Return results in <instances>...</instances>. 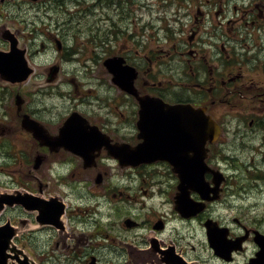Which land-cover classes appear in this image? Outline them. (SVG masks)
<instances>
[{"label": "flooded vegetation", "instance_id": "flooded-vegetation-1", "mask_svg": "<svg viewBox=\"0 0 264 264\" xmlns=\"http://www.w3.org/2000/svg\"><path fill=\"white\" fill-rule=\"evenodd\" d=\"M120 1L126 3V0ZM142 1L135 0L136 6L141 9V14H143V11H148L144 10L145 7L153 6L157 8V17L166 10L171 2L177 3L174 0H159L154 4H152L154 1L151 3ZM51 2L52 0H0V48L6 49L8 46L7 41L1 36L7 27L15 30L18 38L28 47L40 33L44 32L46 37H52V39L55 36H61L60 49L67 51L68 47L64 44L63 35H60L59 31V29L63 30L64 28L57 24L61 22V16L54 15L55 9H53ZM181 2L183 3V8L180 11L181 20L175 27L176 32L174 35L183 37L186 41V47L179 50V54H177L184 64L182 68L185 79L183 94L171 95L170 87L152 81V77L157 74L155 71L147 72V78L139 79L136 85L140 92L158 95L167 102L190 103L195 107L204 108L208 114L217 120L221 125V135L216 139H212L211 142L207 141L205 143L208 146L207 162L210 165L212 164V167L223 169L221 150L225 149L224 142L227 143V141L222 139V133H237L240 138H244L246 135L243 133L240 124L247 120V123L251 126L258 125L264 110V87L262 86L264 79L252 76L245 78L243 73L244 70L264 71V59L259 58L257 55L261 50H264V0H181ZM172 15H175V13H172ZM230 23L231 25H229ZM31 24H43V27L30 26ZM91 26H95L97 30L96 34L92 35L93 37L101 38L103 35L101 42L106 40L103 43L105 47L110 41L108 39L110 28L102 25L98 26L95 21ZM247 29L256 31V35L248 37L249 44L244 38L240 39L238 44L235 41H230L228 44L221 41L222 38L236 39L234 36L244 30L246 33H251V30ZM125 32L126 26L123 29L119 28L118 33ZM157 34L162 36L161 31H157ZM137 35L141 38L143 36L148 37V35H144L142 27L138 29ZM149 36L154 37L156 35L150 34ZM205 39L212 40L206 41ZM48 45L49 42L44 43L42 40L39 42V46H44V50ZM97 47L101 48L100 46ZM125 50V54L131 53L130 49H123V47H119L118 52L124 54ZM141 50L144 51L142 58H147L150 65H152L154 61L145 53L143 46ZM36 51H39V49H36ZM134 53L136 56V53L139 54L137 50ZM248 64L250 69L247 68ZM134 65L138 68L136 64ZM186 66L190 70H197L199 75L196 79L189 78L186 80ZM3 84L1 88L3 90L2 104L9 97V100L3 106L7 113L13 114L14 86L8 83ZM110 87L114 86L110 85ZM95 97L98 101L95 109L98 111L94 108L84 109L83 107L72 106L60 114L61 117L59 118H47L38 113V108L34 107L35 104H31L30 101L25 103L24 101L20 112L29 113L32 117L41 121L51 135H56L66 114L71 110L79 109L91 124H96L103 132L108 133L112 142H125L130 145L138 143L140 139L137 137L138 133L135 126L138 103L134 104V122H128L129 126H126L118 117H115V119L117 118L116 121L110 122V115L118 112L123 117L124 112L118 110V108L125 99H132L131 96L117 89L114 103L121 101L114 105L102 99L100 94H96ZM132 101L134 100L132 99ZM105 107L107 110L102 113V109ZM128 109L130 111V107ZM15 112L19 116L20 122V112L17 110ZM224 115H233L235 119L232 121L235 122V126L232 125V121L225 123ZM11 120L13 123L15 122L14 118ZM7 122L4 120L0 122L3 125L0 127V134H7L6 140L3 139L2 142L4 147L14 145V131L21 133L19 127L15 128L12 124L5 126ZM25 133L29 134L28 141L31 142L27 144L25 138L23 151H26L27 156L26 158L22 156L15 163L18 167L25 166V169L20 174L16 169L8 167L6 175L0 177V187L10 189L21 187L27 191L38 193L45 200L55 197L51 202H45L46 206L56 205L60 209L61 201L66 203L62 215L64 229H57L51 223L41 224L38 227L37 232L45 231V236L48 237L43 240V244L50 246L54 243L57 249L56 254L52 257L46 252L47 254L40 258V264H103L101 261L103 257L106 263L117 262L120 264H169L168 262L181 260L182 257L188 261L205 264L199 255L194 256L192 250L188 247V245L190 246L191 233L188 232L186 235V230H189L186 229V223L200 224L202 240L205 241L213 259L222 263L224 261L218 258L207 244L205 223L209 219L217 221L220 225H227L231 237L247 235L249 231V235L243 242V249L235 252L234 257L244 254V257L248 258L255 253L256 247L252 230L256 227L262 232L264 230L258 225L242 223V221H248V217H243L244 220H241L240 217L233 215L231 220H225L217 211L218 204L221 203L223 198L220 201L217 199L207 201L205 208L192 217L182 216L174 208V189L170 197L164 195L163 198H161L162 190L155 191L156 196L160 199L159 202L157 201L158 203H154H157L156 206L142 214L129 210L124 213V217L119 224L112 223L109 220L106 222L97 220L91 223L94 216L90 215L89 218L91 219H88L87 216L93 212V209L73 205L72 201L77 198L73 195L72 187L69 190L63 188V177L65 175L76 176L77 182H73L74 185H77L79 181L86 188H95L96 192L104 195L108 200L116 198L113 202L114 206H122L126 203L135 205L137 200L135 192H129L128 189H122L121 187L114 190V180L118 179L119 176L124 177L133 173L137 176L142 168H150L149 170L152 169L157 174L170 176L174 186H176L177 175L171 171L170 165L165 160L158 159L150 164H139L137 166H120L118 160L108 153L105 146L74 152L68 141L61 143L53 138H47L45 142L49 143H39L29 132L26 131ZM32 145L34 150L31 153L30 147ZM2 153L5 154V151ZM37 155L41 157V161L37 167H34ZM223 170L226 174L227 171ZM42 176L48 177L49 180L43 179ZM226 176L221 185L218 199L223 192H229V173ZM205 178L210 185L213 184L211 172H206ZM144 181L145 178L139 180L142 191L138 195L141 193L142 196H147L149 193L146 187L142 185ZM92 183L97 187H89V184ZM192 196L199 199L196 193H192ZM166 203L169 204L168 207L164 206ZM101 204L103 207L102 202ZM14 211L22 214L27 219L24 226L36 221L35 212L26 211L19 206L6 207L1 214L8 212L10 214ZM80 211H85V214L79 219L77 212ZM7 218L10 222L15 221L18 215L14 216L12 214ZM126 218L132 220L131 226L124 222ZM115 226H118V229H113ZM26 235L29 237L30 232H27ZM250 244L253 246L251 252L248 253L247 249ZM41 254H43V251L40 252V256ZM57 258L61 259V263H57ZM230 262L225 263H233V261Z\"/></svg>", "mask_w": 264, "mask_h": 264}, {"label": "rangeland", "instance_id": "rangeland-1", "mask_svg": "<svg viewBox=\"0 0 264 264\" xmlns=\"http://www.w3.org/2000/svg\"><path fill=\"white\" fill-rule=\"evenodd\" d=\"M95 1L96 0H72V2H70V0H67L66 5L57 7L60 11V14L62 15V20H60L61 22L57 24L61 25V27L64 28L63 30H61V33H67L65 37L66 40H63L65 42L69 40V43H71V45H76V47L73 48L75 52H77L76 54H72L71 56H69L67 52H61V54H59L60 52L57 51L55 44L45 36L44 32L36 36V42L29 54L31 62L34 64L36 63L35 75L30 78V81L27 85H24L21 88L20 93L23 97L29 100L31 104H35L34 107L38 108V113L43 117L59 118L61 117L60 114H62L72 106H79L83 107L84 109H95L98 104L97 98L95 97L96 94H100L102 99L107 100L108 102L112 103V105L118 104L121 100H119L118 103H114L117 89L115 87H110L111 84L108 81L107 74L105 73V68L102 64L103 58L109 54H112L113 50H116L118 47H123L131 50V57L134 58V60L137 61V64L141 67L140 79L142 80V78H147L146 75L149 69V65L146 60L142 61L143 52L139 50L143 42H140V44L135 42V40L140 39L139 37L135 39L130 38V36L134 34L133 30H131V32L127 31L126 34L121 35L120 33H118V28H116L115 25L117 24L118 27L121 28L127 24V28H131L130 16L132 15V12L127 15L123 13L122 8L119 7L118 4L116 6L114 4V6L110 4L106 6L108 7V9L104 8L102 12H100V8H94L93 11L96 12V14L93 17L87 16L85 13V10L87 9L85 4ZM78 7L79 10L76 11ZM55 14L60 15L58 12H56ZM101 14H107L106 16L108 18L106 20H103L104 18L101 16ZM94 21L98 26L102 25L104 27L110 28L111 32L108 37L111 42H108V44L106 45V51L105 49L101 52L97 50L93 51L91 49L93 44L87 43V47H85V45L81 43V41H74L73 36L78 31H83L90 35H95L97 32L95 26L90 27V25H92ZM229 25H231V23ZM35 26L41 28V26L43 27V24H38ZM111 26L113 28H111ZM112 30L114 31V34L116 33L119 36L118 41L112 33ZM247 30H251V33H246L244 30L234 36L236 39L222 38L221 41H224L225 44H228L230 41H235L236 44H238L240 39L244 38L247 44H249L250 41L248 40V37L256 35V31L253 29ZM150 39L151 41L149 42V48L152 49V51L159 50L156 51L161 55L159 58L165 59V61L169 62V64L167 65L168 68H163V72L160 75L159 79L163 81L166 79H171V82L168 81V83L171 84L177 82H179L180 84H184L185 81H183V78L181 76L183 74L182 68L184 64L181 61V57L177 54H179V50L186 47V41H183L178 37L170 40H166L164 38ZM40 40H42L43 42L49 41L51 45L48 46L47 51L44 50L38 53L34 51V48L35 50L36 48H39ZM145 40L146 39H144V41ZM205 40L211 41L212 39ZM97 42L100 43L99 38H97ZM69 43L67 42L68 48L70 46ZM136 50L139 52V54L136 53L139 56L137 58H135L134 53ZM257 55L259 56V58L264 59V50H261ZM154 56L155 55H153V57ZM54 63H60L62 67L58 72L56 79L53 82H47L45 80L47 67ZM187 72L192 77V79H195V76H197L198 74L197 70L194 74L191 70H188ZM168 76H171V78H168ZM251 76L254 78L264 79V75L261 72H253L248 77ZM262 86L264 87V84ZM170 87L171 90H173L171 92V95H174L175 90H177L181 95L183 94V89H179L174 86ZM2 92L3 91L0 90V122L2 120L10 121V117L8 115H5V117L3 116L5 112L3 104L5 102L2 104ZM187 93L188 92L186 90V94ZM89 102L91 103L89 104ZM134 104L135 102L131 99H125V101L122 102V105H120L118 108V110L120 109L122 112H124L125 115L121 117L118 112L111 114L110 122L116 121L117 118L115 119V117H118L120 120H122V122L125 123L126 126H129L128 122H134ZM127 106L130 107V111ZM95 110L98 111L97 109ZM106 110V107L102 109V113H105ZM14 118H17V116L15 115ZM223 119H225L224 122L227 123V121H232L235 118L231 115H224ZM247 122L248 121L245 120L244 123L240 124L243 133L246 135L244 136V138H240L237 133L236 138L232 133H224L222 136V139H226V141H228V144L226 145V143L224 142L225 149H223V151L221 152V160L222 164L229 173L231 185L229 188L230 196L228 201L224 199V201L222 202H224L225 205L223 206L222 204V206H218L217 211L220 212L221 216L226 220H231V217L233 215L240 217L241 220H244L243 216L248 217V221L245 220L242 221V223L258 225L260 228L264 229V123L250 126ZM14 124H16V122H14ZM232 125L235 126L234 121H232ZM1 126L2 125L0 124V127ZM6 135V133L0 134V171L1 168L5 169L0 173V177L4 176V173L8 169L7 164L2 161L4 159L3 157L7 159L12 168L16 169V171H19L20 174L23 172L25 166L18 167L14 163V158L11 156V154L13 153L12 148L16 149L17 145L23 147L26 139L27 144L31 143L28 141V139L30 138L29 134L25 133L24 136L16 134L13 141L14 145H12V147L8 145L4 147L2 142L4 141L3 139L6 140ZM30 149V152L32 153L34 150L33 145L30 147ZM3 151H5V154L2 153ZM26 156V151H23V158H26ZM149 169L150 168H142L137 176L134 173L127 174L124 177L119 176L117 180H114V190L121 187L122 189H128L129 192H135L134 194L138 195V193L142 191V188H140L141 186H139V180L141 178H145V181L142 185L147 188L149 193L152 191L155 192L158 190H162L163 194L161 198H163L164 195L170 197L173 189L174 191L176 190L170 176L165 174H157L156 171ZM42 177L43 179L49 180V178L46 176ZM63 179V188L69 190L70 187H72L73 195L77 198L75 201H72L73 205L80 206L81 208H84L85 206L92 207L94 201L99 200L93 192H86L87 190H89V188H86L79 181L77 185L73 184V182H77V178L75 175H65ZM90 186L97 187L94 186L93 183L89 184V187ZM91 189H94V191L96 192L95 188ZM222 195H224V192L221 194V196ZM138 196L143 197L141 193ZM147 197L148 196L143 197L144 202L146 203V208H142V204L139 201H136L135 205H129L128 203H126L122 206H114L113 202H115L114 200L116 198L110 200H108L107 198H103L101 201L103 203L102 211L104 215L102 216L99 213L92 212L91 214L94 217H92L93 219L91 223L96 222L97 220H101L103 222L109 220L112 223L119 224L121 222V219L124 217V213L128 212L129 210L142 214L148 209L156 206L160 200L156 196V194L151 198L147 199ZM224 198H226V195ZM155 202L157 203L154 204ZM164 206L168 207L169 204L166 203L164 204ZM77 213H79V215H84L85 211H80ZM82 217L83 216H81L80 218ZM251 220L253 221L250 223L249 221ZM186 226V229H189L188 231L186 230V235L188 234V232L191 233L189 239L190 246L188 245V247H190V249L192 250L193 255L195 256L197 254L205 259H208L212 264H216V260L213 259V256L208 250L205 241L202 240L203 236L200 229V224L186 223ZM115 228L118 229V226H115L113 229ZM45 238L48 237L45 236V234L40 233H38L36 236L31 237V241L29 243L30 252L32 255H34L35 258L37 249L38 251H40V249H43L48 253L56 249V245L54 244L52 245V247L45 246L43 244V240ZM23 242L24 239H21V243H19V245L23 244ZM251 247L252 245L250 244L248 251L251 250ZM243 259L244 257L242 259L241 257H238L237 263H239ZM56 261L57 263H61L60 258H57ZM101 261L103 262V264H120L117 262L106 263L104 257L101 259Z\"/></svg>", "mask_w": 264, "mask_h": 264}, {"label": "water", "instance_id": "water-1", "mask_svg": "<svg viewBox=\"0 0 264 264\" xmlns=\"http://www.w3.org/2000/svg\"><path fill=\"white\" fill-rule=\"evenodd\" d=\"M8 38L11 42L10 50L6 52L0 51V77L12 82H21L28 77L32 68L28 66V62L24 57V50L17 48L16 39L12 36ZM104 64L113 75L112 81L127 92L134 94L140 104L138 126L144 142L141 144V147L137 146L132 150L130 162L149 161L155 158L167 159L173 165V169L178 173L180 178L179 192L176 195L177 207L182 210L186 202V210L190 211H186V214L198 211L201 206H195L190 201L189 188L197 190L201 196H207L206 183L202 177V171L205 169L203 161L205 150L203 145L207 137H213L216 133L214 121L204 113L203 109L193 108L187 104L186 108L183 107V104H168L159 98L156 99L149 95L139 96L133 87L136 71L129 65H122L121 58L106 59ZM27 125L28 122L25 120L24 126ZM33 125L35 131H41L38 123L33 122ZM88 125L86 119L77 113H73L65 120L61 130H64L63 134L65 132L68 134L69 139L73 138V143L77 144L78 149H80L81 145L86 142V138L90 136L88 132L82 130L83 127H87ZM72 129L75 130L73 131ZM185 143L186 173L183 162L178 160L180 158L178 154L182 156ZM190 152L192 155L189 154ZM187 159H192V162L188 163ZM27 196L26 194H19L17 198L4 194L0 195V209L5 201L11 202L17 200L27 205V202L30 200ZM40 206L43 205L40 204ZM31 207L35 208L36 205H31ZM61 213L62 207L60 206V209L58 208L56 213V224H58V216ZM44 220L46 219L40 213V221L43 222ZM22 230L23 227H14L9 223L0 225V264H36L23 248L12 242L13 236ZM225 233L226 230H224ZM209 241L217 253L225 257V253L223 252L224 243L231 241H227L224 235H222L221 241L217 242L215 235H212L211 232ZM255 241L261 249L256 253L257 257L253 259V263L264 264V236L260 234L256 235ZM172 263L182 264L180 262Z\"/></svg>", "mask_w": 264, "mask_h": 264}, {"label": "trees", "instance_id": "trees-1", "mask_svg": "<svg viewBox=\"0 0 264 264\" xmlns=\"http://www.w3.org/2000/svg\"><path fill=\"white\" fill-rule=\"evenodd\" d=\"M112 6H114L113 4H111ZM56 9V11L60 14V11H59V9L58 8H55ZM56 15H58V14H56ZM61 15V14H60ZM61 18H62V15H61ZM96 40H97V38H95ZM99 40H101V38H99Z\"/></svg>", "mask_w": 264, "mask_h": 264}]
</instances>
